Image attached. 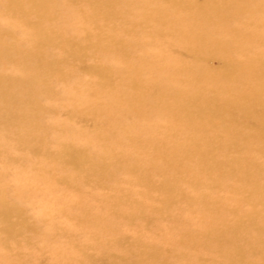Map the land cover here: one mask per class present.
<instances>
[{
    "label": "bare ground",
    "instance_id": "1",
    "mask_svg": "<svg viewBox=\"0 0 264 264\" xmlns=\"http://www.w3.org/2000/svg\"><path fill=\"white\" fill-rule=\"evenodd\" d=\"M195 1L0 0L2 248L30 232L29 264H91L89 247L102 264H264V0ZM26 168L68 191L34 223L9 185Z\"/></svg>",
    "mask_w": 264,
    "mask_h": 264
},
{
    "label": "rangeland",
    "instance_id": "2",
    "mask_svg": "<svg viewBox=\"0 0 264 264\" xmlns=\"http://www.w3.org/2000/svg\"><path fill=\"white\" fill-rule=\"evenodd\" d=\"M205 3H206V0H196L194 9L198 10ZM31 18L34 19V15H31ZM2 22H3V20H2V17L0 16V26H1ZM23 27H25V26H23ZM177 53L182 55V56H187L184 52H182L180 50L177 51ZM90 63H92V60L88 59L86 61V64H90ZM207 65H208V67L214 68V69L223 68L221 60L217 57L210 58L207 62ZM78 79L79 80H82V79L95 80L96 77L95 76L91 77L90 75H88V77H87L86 74L83 73L82 76H78ZM96 94L97 93L95 90H92L89 92L90 98H92V99L95 98L96 100H98L99 97H98V95L96 96ZM55 116H57L61 119H70L69 113L66 110H63L61 112L56 113ZM73 120H75V123L82 128H86V129L92 128V121L90 120V118L73 119ZM67 143H69V141ZM92 148L93 147H91L90 150ZM87 149L85 148V150H87ZM63 162L64 163H62V165H60V167L64 166L66 168H70V167L76 166L75 162L69 163L70 160L67 157H65ZM69 164H70V167L67 166ZM24 173H29L28 168L24 169L23 171H20V173H17L16 171L13 170L9 174L8 177H15V178H14V180L9 181V183H10L9 185L17 186L20 189H23L26 193L24 199H27V198L30 199L31 203H33L34 207H36V208H33L30 205H26L27 210L25 212L26 215H28V216L31 215L30 221L32 223H34V221H35L34 217L40 216L39 213L41 211L45 210V207L46 208L49 207V205L52 206V207H49V209H53L54 207H56V204L61 203V201L64 199V197H61V196L64 193H68V191H67V189H65L63 187L47 189L45 187V184L42 181L37 180L36 178H32L30 180H23ZM62 186H66V185H62ZM95 186L96 185H95L94 181H91V180L85 182V184H84V187L88 190L95 188ZM137 188H140V187H137ZM101 190L104 192H109V193L111 192V190L108 188H101ZM155 194H157V193H155ZM178 206H179L178 204L175 205V208H177ZM17 217H18V214L16 212H14L12 214L11 218L13 221H15V220H17ZM58 221H59V219L57 217V222ZM161 221L164 225H167V226H170L173 224L172 219H170L169 217H164L163 219H161ZM2 222L3 221L0 218V225ZM150 226H151V228H150ZM19 228L20 227H17L16 229H19ZM138 230H139V227L136 224L129 225L128 232H127V239L125 240V243H124L125 249L132 248L131 243L133 242L134 235ZM144 231H146L150 235L156 236V237L161 234V231L155 226L154 222H148L147 227L144 229ZM6 234H7V231L1 230V228H0V237L5 236ZM33 242H34V240H33L32 233L23 232L22 234L18 235L13 241L10 240V242H8L4 246V248H2L0 246V263L2 262V259L6 256V252H7V253L11 254L13 256V258L19 262V264H29L30 260H31L30 253L37 248V245ZM87 252L93 257V262L91 264H102V260L100 259V254L97 251V249H95L93 247H89L87 249ZM121 254L122 253L120 252V250H116L110 256V258L115 259V260L119 261L120 263H123V259H122ZM206 260L210 261V257L207 256ZM36 262L39 264H52L53 263V262H51L50 256L47 252L42 253Z\"/></svg>",
    "mask_w": 264,
    "mask_h": 264
}]
</instances>
